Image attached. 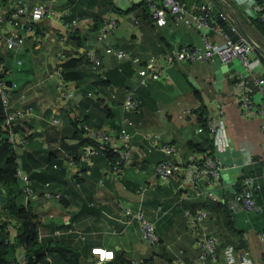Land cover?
<instances>
[{
	"label": "crops",
	"instance_id": "0c3cea01",
	"mask_svg": "<svg viewBox=\"0 0 264 264\" xmlns=\"http://www.w3.org/2000/svg\"><path fill=\"white\" fill-rule=\"evenodd\" d=\"M126 1L128 6L121 10L111 0L119 11L105 9L101 16L102 20H112L115 26L112 31L102 32L100 28L94 30L91 15L97 11L96 2L0 0V14L16 10L15 24L0 23L3 34H23L33 5L41 4L55 14L41 18L35 25L34 35H25L18 48H6L0 42L4 79L15 84L11 106L22 105L17 98L21 91L26 95L25 102L33 108V114L22 121L30 136L22 146L14 148V153L19 171L30 178L34 191L27 200L36 217L40 239L43 243L50 242L51 262L93 264L89 250L100 246L113 253V258L105 264H115L120 256L132 264H171L165 260L175 254L178 245L195 250L186 227L185 210L193 213L205 206L208 214L203 230L215 235L218 244L217 258L206 264H227L221 251L226 245H231L236 252L237 260L232 264H240V258L249 264H264V245L257 237V232L264 229L262 119L255 114L241 116L235 105L238 91L233 83L243 68L236 59L228 65L217 59L170 63L164 60L181 46L201 50L205 40L220 44L226 38L224 31L213 16L210 27L201 32L183 22L175 23L168 14L166 23L158 26L142 11L140 0ZM258 1L264 3V0ZM99 7H103L102 3ZM225 8L223 15L235 31L240 35L239 25L264 51V31L254 27L238 6ZM64 18L78 20L74 29L80 33L79 39L67 37ZM215 24L220 28L214 30ZM90 48L99 57L97 71L103 74L107 86H92L95 70L81 61L75 67V79L67 80L64 76L62 79L66 85L80 90L82 98L78 92L75 101L54 106L55 85L59 80L54 71L59 51L63 49L64 56H79ZM116 50L122 51L123 56L118 57ZM141 69L161 71L158 78L152 79L140 76ZM87 91H91L89 97ZM126 95L137 101L136 110L123 109ZM80 98L81 106H75ZM257 99L255 93L254 101ZM83 106H89L90 125L100 126L109 134H116L121 127L130 133L129 158L118 176H114L106 160L85 155L72 139L70 116L80 113ZM199 106H203L206 114L218 107L223 111L221 143H211L212 154L223 163L219 180L210 187L202 181L195 186L183 185L178 176L162 183L155 177L153 166L166 155L160 149L148 151V148L169 144L175 149L176 159L187 161L192 155L189 143L206 147V135L196 131L195 110ZM53 117L58 119L56 124L50 122ZM73 159L76 160L73 165L68 164ZM52 162L56 167L50 166ZM245 176L255 177L257 187L253 198L260 205L259 212H229L226 204L239 191L240 179ZM46 180L51 183L50 190L62 196L60 202L43 196L42 183ZM18 181L19 187L22 184ZM115 201L132 210L140 209L153 223L161 243L150 245L142 240L136 222H124ZM14 233L10 227L9 240H13ZM53 242L71 252L58 257L51 249Z\"/></svg>",
	"mask_w": 264,
	"mask_h": 264
},
{
	"label": "built area",
	"instance_id": "2783aa9c",
	"mask_svg": "<svg viewBox=\"0 0 264 264\" xmlns=\"http://www.w3.org/2000/svg\"><path fill=\"white\" fill-rule=\"evenodd\" d=\"M143 2L154 24L158 26H162L166 23L165 17L168 14L175 23L183 22L187 26L200 32L203 28L210 27L212 15L207 2H198L192 8H188L186 4L180 0H143ZM233 2L249 19L264 21V3L258 0H233ZM54 15L55 14L51 10L41 4L33 5L29 11L28 20L24 24L23 34L14 32L3 34L0 29V42L3 43L6 48L16 49L22 44L25 35H34L35 25L41 18H51ZM15 17L16 10L10 11L7 15L0 14V23L5 21L13 25L15 24ZM222 17L226 21V16L222 14ZM77 23L78 20L75 18L64 22L65 31H70ZM228 25L230 26V30L237 34L238 38L236 40H231L229 36L225 34L226 38L220 44L210 43L205 40L201 50L191 46H181L173 53L168 54L164 60L170 63L172 60L204 62L217 59L221 64L228 65L232 60L236 59L241 64L243 72L237 74L233 83L238 91L235 98V105L241 116L248 117L255 114L262 119V124L260 126V131L263 133L261 172L264 176V69L261 68L259 57L256 55L257 52L235 31L234 26H231L229 23ZM114 26L112 20H103L101 31H112ZM218 27L219 26L215 24L212 28L217 30L220 28ZM105 51L110 52L111 50L106 49ZM115 54L118 57L123 56L122 51L119 50H116ZM85 55L94 68L100 65V60L92 48L86 50ZM63 58L64 50L62 49L58 53L57 61ZM160 71V69H141L138 73L142 77L149 76L152 79H156ZM54 74L59 78L55 85L54 106L59 105L61 102L66 104L69 103V101H75L78 91L66 85L57 67ZM14 87V83L10 84L5 81L0 66V102L4 111L3 124L8 128L7 142L12 149L24 144L25 135L18 126H20L26 117L33 114L32 106L25 102L26 95L24 92L19 91L17 93V98L22 105L17 107L11 106L12 89H14ZM255 93L258 96L256 101H254ZM136 106L137 101L129 95H126L122 102L123 109L131 110L136 108ZM204 121L211 143L216 145L221 143L220 129H222L224 123L222 108L218 107L215 112L206 114L204 116ZM50 122L56 124L58 119L53 117ZM82 127L87 131L89 137L97 141H110L114 144L119 154V160H116L110 165V170L114 176H118L122 169L121 162L125 163L129 158L130 133L124 127L119 128L116 134H109L103 129L87 128L85 125ZM196 131L202 133L203 128L198 125ZM152 148L160 149L166 155V158L157 161L153 166L155 177L162 183H167L171 176H178L183 185L194 186L202 181L207 187H210L214 182L219 180L223 163L217 155L192 153L187 161H180L176 159L174 147L169 144L150 146L148 151L152 150ZM83 152L86 155H91L94 154L95 150L93 147L84 146ZM68 164L73 165L70 161ZM52 167H55V165L53 164ZM15 174L21 181V191L24 199L27 200V198L32 196V189L30 188L28 177L22 174L19 169H16ZM44 185L43 196L45 198H60V193L50 190L48 183ZM256 187L257 184L254 176H245L241 178L239 191L234 194L233 198L227 204L229 210L231 212H238L240 210L259 212L260 205H258L253 198V191ZM115 204L121 210L124 222H136L142 240L150 245H156L158 243L159 239L153 223L140 209L132 210L118 201H115ZM184 214L186 215V227L188 231H195L196 240L194 242V247L199 250L196 264H206L207 259L214 261L216 259L215 250L217 238L213 234L203 230V222L207 216L206 211L198 209L192 213L185 210ZM257 237L260 244L264 245V229L257 232ZM89 252L93 256V264H105L113 258V253L110 249L100 246L91 247ZM222 258L227 264H232L237 260L236 252L231 245L223 247ZM19 259L22 261L21 257H19ZM175 264H179V258L175 260ZM240 264H249V261L240 258Z\"/></svg>",
	"mask_w": 264,
	"mask_h": 264
},
{
	"label": "trees",
	"instance_id": "16d2710c",
	"mask_svg": "<svg viewBox=\"0 0 264 264\" xmlns=\"http://www.w3.org/2000/svg\"><path fill=\"white\" fill-rule=\"evenodd\" d=\"M66 1L68 3L74 2V0H66ZM88 1L91 3L96 2L98 7L96 13H91L95 23L94 24L95 31L98 30L99 28L101 29L102 27L103 20L101 15L102 13H104L105 9H109V10L115 9L119 11L117 7L112 5L111 0H86L87 3ZM180 1H183L186 4V6L189 8L191 7L192 4L198 3L200 0H180ZM209 1L212 2L220 10V13L223 14L227 11L225 6L222 5L218 0H209ZM225 1L232 8L235 9V4L233 0H225ZM101 3L103 6L102 8L99 7ZM107 4L109 5V7H106ZM138 4L142 6V11L149 15L143 0H140V3ZM235 11L237 12V10ZM237 16L241 17V14H238ZM69 20L70 18H68L64 22H67ZM250 21L252 22V25L254 27L258 28L261 31H264L263 21L251 20V19ZM66 32L68 38L79 39L80 37V33L78 32L77 29L72 28L70 31H66ZM256 55L259 57L260 64L264 69V60L259 56V54L256 53ZM81 61L88 63L90 69L95 70L96 75H94V81L91 83V85L94 86L95 88L106 87L107 81L104 79L103 74L97 71L100 65L94 68L93 65L90 63V61L88 60L87 56L85 55V52L84 54H79V56L69 55V56H64V58L61 60H58L57 68L60 73V76L61 77L64 76V78L67 80L75 79L74 76L75 67H77ZM0 66L4 78L5 68L1 63V58H0ZM7 83L11 84L12 82L7 81ZM78 92L81 94L80 90H78ZM90 95H91V91H87L86 96L89 97ZM81 98H82V94H81ZM81 98L77 101V104L75 106L80 105ZM136 108L131 109L129 111H134L136 110ZM80 110H82L80 113L78 112L75 113L74 110L71 111L74 112V114L70 116L71 126L73 127L72 139L77 142L82 152L84 146L93 147L95 152L94 154L90 155L92 156V158L94 159L102 158L106 160L109 163V165H112L116 160H119V154L116 150V147L110 141L107 142L97 141L96 139L91 138L87 135V131L82 127L83 125L91 129H102V128L100 126H93L88 123L87 115L89 114V106H83V108ZM195 111L198 117L197 118L198 125L203 128L202 133L206 135L207 146L203 147L202 146L203 144L189 143L188 147L190 148L192 153L195 154H203V153L212 154L211 140L208 137V132L207 129L205 128V121H204V115L207 112L204 110L203 106H199ZM3 118H4V111L2 109V105L0 102V189L2 191V195L4 196L2 202L0 203V264H53L49 256L50 242L43 243L42 242L43 240L40 239V236L38 234V225H37L36 217L32 212V209L29 204L30 200L24 199V196L21 191V185H19L18 187L19 181L15 174L16 169H18L16 155L14 153V149H12L10 144L7 142L8 128L4 126ZM18 128L21 130V132L24 133L25 139L30 136L28 131L24 130L22 123L20 124V126H18ZM75 161L76 160L73 159L72 163ZM53 164L56 167L55 162H52L50 166L52 167ZM123 164L124 163L121 162L122 166ZM27 177L30 183V188H32L33 190V187L30 182V178L28 175ZM45 183H48L49 188H51V183L48 180H46L42 183L43 190L45 188L44 185ZM19 197H21V201ZM57 200L60 202L62 200V196ZM226 207L229 210L227 204ZM226 207H224L225 212H227ZM200 209L205 210L206 214H208L207 208L205 206L200 207ZM229 212L231 211L229 210ZM206 219L204 220V222L206 221ZM10 226L14 227V231H15L13 240H8V233L10 230L9 228ZM189 236L191 237L190 238L191 245L195 250H190L188 248L182 249L178 245L176 247V250L174 251L176 256L175 254H172L171 257H168V259L165 260V262L175 264V260L179 258V264H196V259L199 250L198 248L194 247V242L196 240L195 231H189ZM53 243H54V247L51 249L55 250L56 255L58 257H63L67 253L71 252V250L68 249L67 247L61 244L59 245L57 244V242H53ZM160 243L161 242L158 241L157 245ZM217 245L218 244L216 242V250H215L216 258H217ZM19 257L22 258V261L19 259ZM206 261L208 262L210 260L207 259ZM115 264H132V263L130 260L124 259L123 257L120 256L119 261H117Z\"/></svg>",
	"mask_w": 264,
	"mask_h": 264
},
{
	"label": "water",
	"instance_id": "95a60500",
	"mask_svg": "<svg viewBox=\"0 0 264 264\" xmlns=\"http://www.w3.org/2000/svg\"><path fill=\"white\" fill-rule=\"evenodd\" d=\"M112 1L115 2L116 6L121 10L126 9V7L128 6V2L126 0H112ZM132 1H135V0H132ZM219 1H221V3L225 5L226 7H229L226 1L224 0H219ZM208 6L210 8V12L212 16L214 17L215 21L219 24V26L222 28L224 33L227 36H229L231 40H236L238 38L237 34H235L234 32L230 30V26L223 19L222 14L220 13L219 9L215 7L212 3H209ZM237 27L239 29L241 37L245 40V42L248 43L264 60V51L250 40V38L245 34V32L242 30V28L239 25ZM3 198L4 196L2 195V191L0 189V203L2 202Z\"/></svg>",
	"mask_w": 264,
	"mask_h": 264
},
{
	"label": "rangeland",
	"instance_id": "374dc122",
	"mask_svg": "<svg viewBox=\"0 0 264 264\" xmlns=\"http://www.w3.org/2000/svg\"><path fill=\"white\" fill-rule=\"evenodd\" d=\"M202 1H203V2H206L207 0H205V1H204V0H202ZM208 1H209V0H208ZM218 1H219V0H218ZM224 1H225V0H224ZM219 2L221 3V1H219ZM211 3H212V2H211ZM212 4H213V3H212ZM224 6H225V5H224Z\"/></svg>",
	"mask_w": 264,
	"mask_h": 264
}]
</instances>
